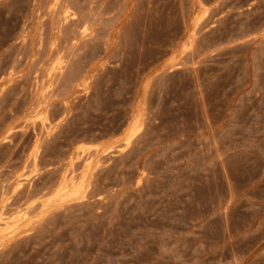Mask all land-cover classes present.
<instances>
[{
  "label": "rangeland",
  "instance_id": "obj_1",
  "mask_svg": "<svg viewBox=\"0 0 264 264\" xmlns=\"http://www.w3.org/2000/svg\"><path fill=\"white\" fill-rule=\"evenodd\" d=\"M0 264H264V0H0Z\"/></svg>",
  "mask_w": 264,
  "mask_h": 264
}]
</instances>
